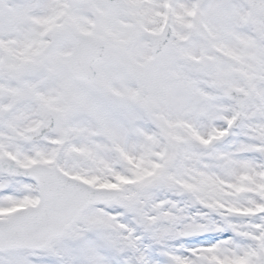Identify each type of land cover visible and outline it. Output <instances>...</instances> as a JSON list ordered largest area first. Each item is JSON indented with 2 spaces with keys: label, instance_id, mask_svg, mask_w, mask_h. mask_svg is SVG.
I'll return each mask as SVG.
<instances>
[{
  "label": "snow or ice",
  "instance_id": "6c2138e0",
  "mask_svg": "<svg viewBox=\"0 0 264 264\" xmlns=\"http://www.w3.org/2000/svg\"><path fill=\"white\" fill-rule=\"evenodd\" d=\"M0 264H264V0H0Z\"/></svg>",
  "mask_w": 264,
  "mask_h": 264
}]
</instances>
